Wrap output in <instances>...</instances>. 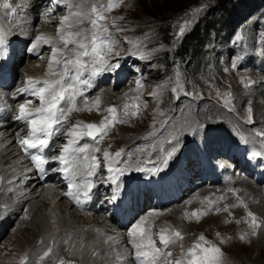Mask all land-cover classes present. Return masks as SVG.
<instances>
[{"label": "rangeland", "instance_id": "rangeland-1", "mask_svg": "<svg viewBox=\"0 0 264 264\" xmlns=\"http://www.w3.org/2000/svg\"><path fill=\"white\" fill-rule=\"evenodd\" d=\"M160 1L123 0L118 7L108 12L107 19L102 21L109 29L108 34L112 35L115 40L113 52L110 54L112 59L119 54H131L130 65L136 70V73L129 74L124 85L110 90L105 84L87 99L91 105L96 97L100 98L99 114L95 109L91 112L83 111L85 112L83 117H79L77 112H74L73 124L77 121L100 124L102 119L109 116V113L105 111L109 106L121 109L119 113L121 116L124 115V111L129 113L125 118L126 122L117 123L98 145L100 151L94 153L101 161L103 176L109 175L103 166L105 150L110 153L124 150L125 155L120 157L121 163L118 166L127 169L126 173L134 171L137 166L149 168L160 164L166 153L170 151L171 139L164 138L161 147L154 153L150 150L153 144L151 138L173 124L181 113L190 114V112H195L194 110L207 112L204 119L200 118L201 115L197 116L198 120L193 123L195 124L193 134L189 133L188 138L191 141H196L194 143L196 147L202 148L201 138L205 137L206 132H203L206 131L208 125L218 123L220 126L224 123L223 119L219 121L211 110H206L208 108L217 110L221 118L223 117L221 114H225L235 125V128L232 129V126L226 124L224 129L226 133L218 132L215 135H209V147L214 145L225 151L226 146L223 143L238 137L245 143L247 142L246 144L250 147V140L237 132L239 129L252 131L256 126L254 106L259 105L264 108V92H261L264 91V73L259 68L264 55V0H166L162 7L172 10H167L164 13H160V9H162ZM93 3L99 6L101 3H106V0H85L84 6L90 8ZM158 13L161 16L157 15ZM113 20L116 22L115 25L112 24ZM161 20L164 25L159 22ZM85 24L88 29L90 25L87 22ZM166 27L169 36L168 44L163 43L157 36L158 30ZM181 27H183L182 34ZM27 72L30 71L27 70ZM138 81L140 87H138ZM174 88L176 91H173ZM259 88L263 93L261 99L249 95L251 91L259 90ZM107 95H111V100ZM81 104L83 107V103ZM124 104L129 105V108L124 110L122 108ZM137 104L139 105L138 110L133 107ZM249 109H251V122ZM132 111H137L135 117L131 116ZM149 133H154V135H149ZM254 137L258 138V136ZM257 140L259 141V139ZM184 142L186 141H182V148L186 150ZM176 155L169 158L168 163L178 159ZM134 156L136 162L133 163V166L132 163H129ZM127 161H129L128 164ZM209 163L212 161L210 160ZM128 165L132 166L128 167ZM244 181L264 189V184H255L246 179L240 182ZM240 182L237 183V188H239ZM203 187L207 189L219 187L232 191L234 186H208L207 183H204L199 184L197 188ZM187 192L178 202L158 208L160 210L154 209L153 213L173 212L174 209L171 207L174 206L179 210V206L186 200L187 206L189 203L190 205L194 204L195 202L189 198L193 191ZM204 196L199 198L200 206L198 208L201 211H207L208 214L202 216L199 222H196L195 219L181 222L178 229L184 238L177 240L172 246L171 255L166 258V261L180 259L182 248L187 250L203 234L208 241L221 249L222 264H250V262L254 264L252 261L256 260L257 250L252 247L253 244L259 246V235L258 229L253 235L252 229L249 227L250 218H247L246 214L249 208L244 209L239 205V201H236V207H231L232 203L229 204L222 196L218 197H222V199L217 198L215 202L205 201L207 195ZM240 200L245 204L244 198ZM210 206L211 210H209ZM225 206H229V211H223ZM184 207L182 209H185L183 218L186 209H188V207ZM217 208L222 210L219 214L216 213ZM250 211L254 213L253 210L250 209ZM159 215L156 214L154 217V220L157 219L155 224L152 221V223L148 222L151 238L156 244L160 243L158 233L166 225H170L168 218H161ZM166 216L169 217V214ZM176 217L179 219V216L176 215ZM244 219H248L249 222L245 223ZM238 220L241 222L237 223ZM225 221L228 222L225 223ZM15 222L13 218L0 234V264H19L21 258L26 254L31 264H35L39 258L34 255L36 244L38 243L39 248L44 244L35 239L36 234L30 236L31 240H25L26 242L23 244L24 238L20 237V239L17 236L21 232H12L13 236H17V243L10 241L8 236ZM27 226L28 229L25 228L22 233L31 230L30 222L27 223ZM241 235L245 236L243 241L240 239ZM5 239L9 242L6 243ZM221 240L224 242L221 243ZM261 245L264 247V243ZM234 246L245 248L244 251L242 250V257L235 258L229 253V249ZM120 247L122 250L125 248L124 244H121ZM48 259L49 257L43 261V264H54L52 259ZM243 259H246V263H243ZM262 260H264V255ZM60 261L57 264H60ZM116 263L120 264L117 261Z\"/></svg>", "mask_w": 264, "mask_h": 264}, {"label": "snow or ice", "instance_id": "snow-or-ice-1", "mask_svg": "<svg viewBox=\"0 0 264 264\" xmlns=\"http://www.w3.org/2000/svg\"><path fill=\"white\" fill-rule=\"evenodd\" d=\"M122 2L123 0H106V3H101L99 6L93 3L90 8H85V0H50L51 6L47 11H55L56 6L65 7L67 11L60 18L55 37L38 35L29 46V51L37 55L39 59H43V55L39 51L40 48L47 46L51 49L45 77L43 79L31 77L25 79L23 86L17 88L12 97L13 100L17 96L25 97L23 103H18L14 119L26 125L27 132L22 138L17 139L16 143L30 158L41 176L46 171L44 165L50 160L58 163L60 167L56 171L63 173L68 182L69 191L66 195L77 207L81 208L92 199L90 194L95 181L90 178L97 176L101 161L95 155L86 154L89 151V146L81 144L80 141L85 137L91 139L93 141L91 152H99L98 145L104 137L117 123H125V118L129 113L124 111V115L121 116L119 115L121 109L116 106H109L105 109L109 116L102 119L99 125L77 121L66 132H63L66 142L62 144L59 154L51 156L47 153L54 151L55 138L69 122L70 114L80 111L91 112L93 109L99 114L100 98L96 97L89 105L83 89L92 88L98 75L104 72L115 73L121 67L118 61L113 63L105 59L113 52L115 40L112 35L108 34L109 29L102 21L107 19L108 12L114 10ZM27 6L25 4V7ZM2 7L10 10L13 14L17 11L16 8H11L7 2L3 3ZM85 22L90 27L88 29L80 28ZM115 23L113 20L112 24L115 25ZM182 33L183 27H181ZM5 41L6 33L3 28H0V51H2ZM60 44L63 45L62 48L58 46ZM137 84L140 87L139 81ZM173 91L176 89L174 88ZM29 96L38 99L39 105L31 107L33 100L27 98ZM80 98H83V107L78 106ZM133 107L139 109L138 104L133 105ZM122 108L126 110L129 105L124 104ZM7 110H10L7 106L0 105V113ZM249 114L251 122V109H249ZM136 115L137 111L131 112L132 117ZM149 135H154V133H149ZM258 135L264 136V132L258 133ZM31 150H35V153ZM176 150V147L173 146L172 150L166 153L160 162L161 166H167L169 158L174 155ZM123 155H125L123 149L115 153H110L107 150L103 152V166L109 173L105 179L112 184L117 181L116 173L123 175L127 171V169L118 167L121 163L120 157ZM160 170H162L161 167L145 169L139 166L134 169L137 172L148 171L153 174ZM78 177H80L79 182H77ZM106 199L115 201V190L113 195L110 198L106 197ZM218 199H222V197ZM237 200L239 205L247 210V205L239 197ZM236 206V204L231 205V207ZM0 207L4 206L0 205ZM209 210H211V206ZM220 211L222 210L216 209L217 214ZM223 211H229V206H225ZM207 214V211L196 210L191 214L186 213L184 219H195L196 222H199V219ZM246 214L247 218H250L249 227L252 229V234L255 235L256 229L261 227V223L251 211H247ZM227 222L225 221V223ZM240 222V220L237 221V223ZM244 222L248 223L249 221L244 219ZM147 224L148 218L144 217L133 224L127 233L128 243L135 250L132 259L135 260L136 264H222L223 253L221 249L208 241L203 234L187 250L182 248L180 259L166 261L165 258L171 255L170 246H174L177 240L184 238L181 231L171 226L161 229L158 238L160 244L164 246L162 250L156 247L155 241L151 238L150 227H145ZM217 235L219 236V233ZM240 239L243 241L245 236L241 235ZM223 242L221 240V243ZM52 251L53 249L48 247L35 261V264H43V261L50 256ZM117 259L123 262L128 257H118ZM19 264H31L27 254L21 258ZM60 264H64V261L61 260Z\"/></svg>", "mask_w": 264, "mask_h": 264}, {"label": "bare ground", "instance_id": "bare-ground-1", "mask_svg": "<svg viewBox=\"0 0 264 264\" xmlns=\"http://www.w3.org/2000/svg\"><path fill=\"white\" fill-rule=\"evenodd\" d=\"M10 1H14V0H10ZM36 1L37 0H19L17 1V3L19 9L21 7H25V4L31 5V8L35 9L37 7ZM1 7L2 4L0 3V21L6 23L7 26H11L12 29L11 33L13 34V32H15L13 25L16 26V24H14L11 20H7L5 12L1 10ZM1 25L4 26L3 24ZM17 27L18 29H21L20 31H18L19 37L22 38L23 36H26L24 31L25 29L20 28L19 26ZM41 28L43 29V27ZM80 28L86 29L87 25L84 23L80 26ZM53 34L55 35V31L53 32ZM20 38L18 44L21 42ZM36 62L37 61L33 60L31 61V64H36ZM259 66H260L259 67L260 70L264 73V55H263V62ZM43 69H44V63L43 64L41 63L40 66L35 65L32 68H30L29 66H25L24 72L26 73L27 70H29L30 75H36L37 71H42ZM15 72L18 71L15 70ZM128 76L129 74L127 75V77ZM32 78L37 79V77H32ZM120 86L121 85H118L116 88ZM260 90L261 89L259 88V90L251 91L249 95L256 99L257 98L261 99V95L263 94L261 92L264 91L260 92ZM107 96L111 100L112 98L111 95L110 96L107 95ZM119 101L120 99L117 102L119 103ZM79 104L78 106L82 107V104L81 103ZM254 107H255L256 126L253 128L252 131H249L247 129H239L237 134L250 140L251 145H249L250 146L249 148L255 149L256 151L264 154V144H262L264 142V136L258 135V133L264 132V108L260 107L259 105H255ZM206 110H211L212 113L218 117L219 121L220 119H223L222 121L224 123L221 124L223 126L221 125L218 126V123L216 124L214 123L215 125H208L206 131L203 132V133L206 132L205 137L201 138L202 144L204 146H206L210 140L209 135H215L218 132L226 133V131L224 130L226 124L232 126V129L235 128L233 121H231L230 118L227 117L225 114H221L223 116L221 118L220 113L217 110L213 108L212 109L208 108ZM194 111L195 112L193 113L190 112V114H187L185 112L181 113L179 117L175 119L174 123L170 124L167 129L165 128L162 131L158 132L155 136H153L151 138V141H153V144L151 145V149H150L151 152L154 153L157 152L156 149L161 147L162 140L165 138L167 140L171 139V143L169 146L170 150H172L173 146H175L177 149L175 153L183 154L185 148H182L183 146L182 141L184 140L186 141L184 142L185 143L184 147H187V149L191 146V140L188 137L190 136L189 133L193 134L194 131L193 129L195 126V124L193 123H195L198 120L197 116L201 115L200 118L204 119L206 118L207 115V112L203 110H199V111L194 110ZM82 112L83 111L77 112V115L79 117H83L85 112L83 113ZM74 118H75V114L74 113L70 114L68 118L69 124L73 122ZM11 127L12 124L6 125L5 127H0V205L4 206V207H0V234L3 233V230L6 227V225L8 223H11V220L14 218L16 222L14 223L13 225L14 227L12 228V230L10 231V235L8 236L9 240L15 241L17 243L16 239L17 236H19L18 238L20 237L24 238L22 240L23 243L26 242L25 240L28 241L31 240L29 238L35 236L34 234H36L37 237H35V239L42 241V243L44 244V246H41L40 248L37 245L38 243L36 244L37 248H35L34 255H37L38 257L42 255L43 252L48 247H51L53 251L49 256V259H52L51 261L54 264H57L59 260L64 261V264H101L102 262H107V264H117L115 258L117 256H121L124 251L120 249L121 248L120 245L126 243L125 232L124 231L121 232L120 230L114 231L109 224L104 225L101 219L96 215H82L72 211L66 206L65 202H63L60 198L57 197V194L59 192L57 189L53 190V188L47 187V185H44L42 187L39 185V182H35L34 180H28L29 179L28 173H24L27 176V179H25L26 177L23 174V172L24 170H26V167L23 161L20 160L18 156H16V151L12 141L13 140L12 131H10ZM254 136H258V138L255 139ZM257 139L263 142H259ZM230 141L231 140L229 139L228 142L223 143V145L226 144L225 146H227L225 152L229 151L228 146ZM210 150L212 152L221 151L219 148H216L214 145L213 147L210 146ZM223 153L224 151H222V155ZM129 161H127V164L129 163ZM211 161L212 163H210V165L212 167H220L221 169L225 170L224 165H222L221 162L219 161L216 162V160L215 162L214 160ZM135 162H136V157L134 156L129 164L132 163L133 165V163ZM186 162H188V160ZM128 167L130 166L128 165ZM234 169L245 173L240 166H236V168ZM227 173H228L227 177L232 176L230 172L227 171ZM124 174H126V172ZM124 174L119 175V179L124 178L123 177ZM241 180L243 179H231V182L233 183L234 186L232 191L219 187H213L208 189L205 187L197 188L199 184H204V183L211 184L216 182L215 178H212V180L204 179L197 186L184 187L180 195L177 196L175 200L170 203L173 204L178 202L182 198V196L185 195L187 191H191V192L193 191V194L189 198H191L192 202L193 201L195 202L194 204L190 205L189 203L188 204L189 206H187L186 203L187 200H186L185 202H183L181 206H179L180 207L179 210L175 209V206L171 207V209L172 208L174 209L173 212H169V211H165V212L163 211L160 213L147 212L145 213V215H143L144 212L140 211L138 212V213H142V217L140 219L147 217L148 222L152 221L155 224L157 219L154 220V217L156 216V214L158 215L160 214L161 216L160 215L159 216L161 218H166V219L168 218L169 220L170 225L168 224L165 227L171 226L172 228L174 227L178 229V226L181 225V222L188 221V219L186 220L183 218V213L185 212V209L184 210L182 209L185 208L184 206L188 207V209L186 210L190 214L196 210H201L198 208L200 206L198 200L200 197L203 198L202 197L203 195L205 196L207 195V200L205 201H211V202H215L219 196H222L228 201L229 204L232 203V205L236 204V201H238L237 197H239V199L244 198L245 204L247 205V209L249 208V211L250 209L253 210L259 222L261 223V227L258 228L259 246H254L253 244L252 247L253 249L255 247V249L257 250V256H256V260H253L252 262L254 264L255 263L264 264V260H262L264 255V247L263 245H261L264 243V192H263L264 189H261L260 186L253 185L246 181L241 183L240 182ZM53 181H57V180H53ZM238 182H240L239 188H237ZM255 184H257V182H255ZM249 196H251L252 198H248ZM200 200L202 201V199ZM252 200L255 201L253 202ZM162 207H166V206L163 204L159 206L156 205L155 207H153V209H158ZM22 208H24V210ZM243 208L245 209V207ZM166 214H169V217H167ZM176 215L179 216V219L178 217H176ZM28 222H30V225L32 226L31 230L29 231L27 230ZM149 225L150 224L148 223L146 227H150ZM25 228H27L26 229L27 231L23 232L24 233L23 234L22 231H24ZM12 232L15 233L21 232L22 234L20 233V235L13 236ZM5 242L7 243L9 241L8 240L6 241L5 239ZM3 244L5 243L3 242ZM243 249H245L243 246H234L233 248L229 249V253H231L235 258H239L242 257L241 255ZM130 251L131 248L128 249L129 254L131 253ZM243 263H246V259L245 260L243 259ZM121 264H125V263H121Z\"/></svg>", "mask_w": 264, "mask_h": 264}, {"label": "trees", "instance_id": "trees-1", "mask_svg": "<svg viewBox=\"0 0 264 264\" xmlns=\"http://www.w3.org/2000/svg\"><path fill=\"white\" fill-rule=\"evenodd\" d=\"M165 2H166V0H161L160 1V6H161V8L162 9H160V13H164L165 11H167V10H169V11H171L172 9H170V8H163L162 6L163 5H165ZM151 7V6H150ZM160 13H158L157 15H159ZM153 16H155L156 17V15H154L153 14ZM159 16H161V15H159ZM157 20H160L159 18H157ZM163 20H161V21H159V22H161V23H163L162 22ZM163 25H164V23H163ZM158 34H157V36L159 37V39L163 42V43H165V44H168V29H167V27L166 28H161L160 30H158V32H157Z\"/></svg>", "mask_w": 264, "mask_h": 264}]
</instances>
